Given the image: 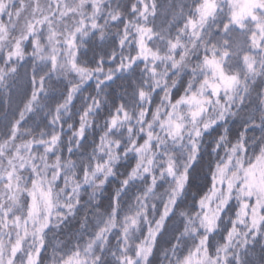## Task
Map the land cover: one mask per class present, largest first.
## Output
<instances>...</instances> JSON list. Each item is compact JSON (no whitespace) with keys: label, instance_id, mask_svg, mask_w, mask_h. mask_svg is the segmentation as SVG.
<instances>
[{"label":"snow or ice","instance_id":"snow-or-ice-1","mask_svg":"<svg viewBox=\"0 0 264 264\" xmlns=\"http://www.w3.org/2000/svg\"><path fill=\"white\" fill-rule=\"evenodd\" d=\"M0 264H264V0H0Z\"/></svg>","mask_w":264,"mask_h":264}]
</instances>
